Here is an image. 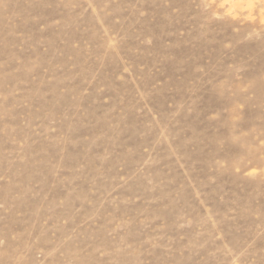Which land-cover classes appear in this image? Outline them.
Returning <instances> with one entry per match:
<instances>
[{"label":"rangeland","instance_id":"rangeland-1","mask_svg":"<svg viewBox=\"0 0 264 264\" xmlns=\"http://www.w3.org/2000/svg\"><path fill=\"white\" fill-rule=\"evenodd\" d=\"M0 0V264H264V0Z\"/></svg>","mask_w":264,"mask_h":264},{"label":"bare ground","instance_id":"bare-ground-1","mask_svg":"<svg viewBox=\"0 0 264 264\" xmlns=\"http://www.w3.org/2000/svg\"><path fill=\"white\" fill-rule=\"evenodd\" d=\"M247 2L248 4H249V2H250V0H238V3L237 4H239V6L243 3V2Z\"/></svg>","mask_w":264,"mask_h":264}]
</instances>
